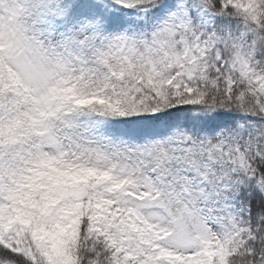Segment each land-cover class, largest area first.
<instances>
[{
    "label": "snow or ice",
    "instance_id": "snow-or-ice-1",
    "mask_svg": "<svg viewBox=\"0 0 264 264\" xmlns=\"http://www.w3.org/2000/svg\"><path fill=\"white\" fill-rule=\"evenodd\" d=\"M0 264H264V0H0Z\"/></svg>",
    "mask_w": 264,
    "mask_h": 264
}]
</instances>
